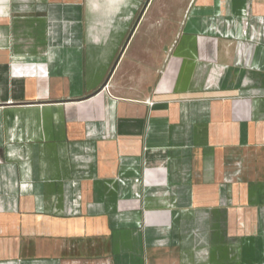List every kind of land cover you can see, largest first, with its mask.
<instances>
[{"label":"crops","instance_id":"1","mask_svg":"<svg viewBox=\"0 0 264 264\" xmlns=\"http://www.w3.org/2000/svg\"><path fill=\"white\" fill-rule=\"evenodd\" d=\"M0 264H264V0H0Z\"/></svg>","mask_w":264,"mask_h":264},{"label":"rangeland","instance_id":"2","mask_svg":"<svg viewBox=\"0 0 264 264\" xmlns=\"http://www.w3.org/2000/svg\"><path fill=\"white\" fill-rule=\"evenodd\" d=\"M141 8V6L138 8V11L136 12V15L134 16V20L133 21H135L136 20V18H137V16L139 15V9Z\"/></svg>","mask_w":264,"mask_h":264}]
</instances>
